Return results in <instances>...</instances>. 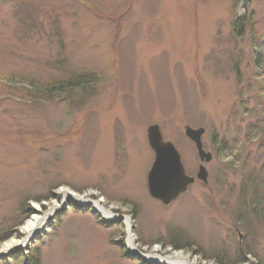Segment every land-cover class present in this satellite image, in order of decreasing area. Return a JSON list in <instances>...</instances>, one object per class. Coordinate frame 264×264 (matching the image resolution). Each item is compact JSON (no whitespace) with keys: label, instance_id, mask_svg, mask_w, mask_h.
<instances>
[{"label":"rangeland","instance_id":"374dc122","mask_svg":"<svg viewBox=\"0 0 264 264\" xmlns=\"http://www.w3.org/2000/svg\"><path fill=\"white\" fill-rule=\"evenodd\" d=\"M22 1L0 0V249L27 242L0 264H165L147 255L174 253L264 264V204L242 195L264 158V0ZM77 75L97 76L98 88L52 102L22 93L23 81ZM152 124L196 177L169 205L148 188ZM187 126L206 129L210 162Z\"/></svg>","mask_w":264,"mask_h":264},{"label":"water","instance_id":"95a60500","mask_svg":"<svg viewBox=\"0 0 264 264\" xmlns=\"http://www.w3.org/2000/svg\"><path fill=\"white\" fill-rule=\"evenodd\" d=\"M205 133L206 129L203 127H186V135L196 144L201 161L208 163L212 160L213 155L204 148L203 136ZM148 142L155 153V161L148 174L149 192L153 198L169 205L181 194L187 192L188 188L195 183L196 177L187 173L181 152L172 141L165 140L159 124L149 126ZM204 163L199 167L197 178L207 183L209 172ZM127 217L121 215L117 220ZM26 242L27 240H25Z\"/></svg>","mask_w":264,"mask_h":264},{"label":"trees","instance_id":"16d2710c","mask_svg":"<svg viewBox=\"0 0 264 264\" xmlns=\"http://www.w3.org/2000/svg\"><path fill=\"white\" fill-rule=\"evenodd\" d=\"M10 1V0H9ZM15 1V0H13ZM25 0H23L22 2H24ZM18 5H23V4H14V7L18 10L15 11V14L21 16V20L23 15V7H19ZM243 28L247 27V26H253V24L251 25L250 23H247L244 25V23L242 24ZM247 25V26H246ZM6 75H3V77H5ZM2 77V78H3ZM10 78L11 80H13L12 76L11 77H7ZM100 80L98 79L97 76L95 75H77V76H70L68 79L61 81V82H53L51 84H46V83H41L35 80H29V81H23V83H27L28 85H30V87L28 86V88H25L24 91H22V93L24 95H26L25 97L30 99L32 102H43V101H49L52 102V96L51 95H55L57 93L60 94H72L75 93L77 91H83V92H87L88 89L92 88V90H96L98 88ZM33 87V88H32ZM24 100V99H23ZM262 124L264 125V123L262 122ZM254 131V128H252V131ZM257 132L259 131L260 133L263 132V128L260 127L259 129L256 130ZM237 146V145H236ZM241 157V156H239ZM237 157L236 160L232 161V163L234 165H238L240 158ZM249 160V158H248ZM260 169H259V174L257 176V178L253 177L252 175L249 176L248 179H246L245 184L243 186V190H242V195L244 196V194L247 195V193L249 191H251L252 193V197H251V205L254 206V208H256V210L262 205L264 204V200L262 199V191H264V158L260 159ZM254 171V170H252ZM245 195V197H246ZM245 197L242 199L246 202ZM264 210V208H263ZM264 214V213H263ZM10 238V235H5L1 237V240H7ZM246 256V255H245ZM246 260V258L242 257L241 259H239V261L244 262ZM37 264V263H36Z\"/></svg>","mask_w":264,"mask_h":264},{"label":"bare ground","instance_id":"6f19581e","mask_svg":"<svg viewBox=\"0 0 264 264\" xmlns=\"http://www.w3.org/2000/svg\"><path fill=\"white\" fill-rule=\"evenodd\" d=\"M67 196H71L73 198H78L77 195H73L69 192L66 193ZM96 206L98 209L101 210V212L106 217H112V214L110 211L102 208L99 203H96ZM57 210V207L52 208L50 211L45 213L44 215H37L35 216L31 221L28 222L26 225V229L29 233L31 232H37L39 229H42L43 226L47 224L50 218H52L55 214V211ZM127 224L129 227H131V219L129 217L126 218ZM130 243L134 244V238L130 237ZM25 243V240L23 242L19 240H15L12 243L4 244L3 248L0 249V255L5 254V251L11 250L13 247L22 245ZM134 249H136V246H134ZM147 257L151 260H159L165 264H198L197 262L188 260L186 255H182L180 253H174L173 255H169L167 257H160L157 255H147Z\"/></svg>","mask_w":264,"mask_h":264},{"label":"snow or ice","instance_id":"6c2138e0","mask_svg":"<svg viewBox=\"0 0 264 264\" xmlns=\"http://www.w3.org/2000/svg\"><path fill=\"white\" fill-rule=\"evenodd\" d=\"M36 207H39L38 205Z\"/></svg>","mask_w":264,"mask_h":264}]
</instances>
